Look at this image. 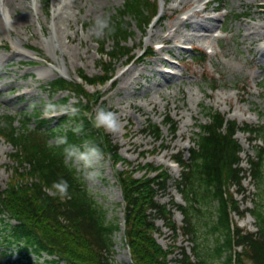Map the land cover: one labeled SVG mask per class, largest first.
Returning a JSON list of instances; mask_svg holds the SVG:
<instances>
[{
  "label": "rangeland",
  "instance_id": "obj_1",
  "mask_svg": "<svg viewBox=\"0 0 264 264\" xmlns=\"http://www.w3.org/2000/svg\"><path fill=\"white\" fill-rule=\"evenodd\" d=\"M5 2L13 13L14 25L0 29V116L17 117L15 124L19 125L24 113L44 114L43 101H54L61 113L65 106L73 107L76 98L62 106L60 100L68 93L52 94L47 85L59 76L78 81L79 70L89 77L102 75V59L95 41L106 43L107 51L113 42L97 37L90 29L97 17L106 16L110 22L118 18L125 0H36V7L34 0ZM158 2L156 13L162 17L156 24L152 22L145 28L134 15L123 18L128 36L122 44L133 57L116 58L110 65L114 72L112 81L88 88L100 93L95 108L104 105L118 115L120 128L105 132L119 148L129 169L136 171L137 166L151 164L167 172L168 181L157 192L156 200L167 205L179 227L183 217L173 202L184 204L178 190L182 166H176L172 158L180 152L184 161L189 160V150L199 131L197 126L207 121L205 109L224 114L228 120L236 121L238 128L244 124L257 128V134L238 130L235 135L242 148L245 179L231 192L240 211L254 209L256 204L264 207L261 188L246 161L255 157L258 146L264 147V0ZM204 4L205 10L198 13ZM145 14L150 15L151 11L146 9ZM162 36H168L163 49L155 48L151 57L140 56L143 50L163 43ZM197 52L205 54L201 64H195L192 58ZM33 102L40 103L34 107ZM167 116L176 126L174 131L163 124ZM56 122L53 120L51 126ZM150 123L160 126L158 138L150 131ZM12 152V146L0 137V189L11 177ZM72 162L89 194L106 210L107 219L118 224L112 235L111 264H132L124 240L123 198L112 161L103 155L90 167L78 160ZM141 174L137 171L136 176ZM202 215L194 235H174L157 218V241L164 248L185 247L193 261L195 244L201 254L212 253L215 235L206 223L209 212L204 210ZM231 216L242 230H256L250 214L241 218ZM18 258L19 253L15 252L8 263L17 264ZM179 258L176 250L170 256V264H181Z\"/></svg>",
  "mask_w": 264,
  "mask_h": 264
},
{
  "label": "trees",
  "instance_id": "obj_2",
  "mask_svg": "<svg viewBox=\"0 0 264 264\" xmlns=\"http://www.w3.org/2000/svg\"><path fill=\"white\" fill-rule=\"evenodd\" d=\"M146 9L153 13L156 4L149 0H125L118 18L110 22L114 31L106 29L102 35V38L113 41L110 51L105 52L106 43H99L104 60L111 62L128 56L129 49L122 44L128 36L123 18L134 15L140 25H146L149 21ZM148 54L151 55V50ZM194 59L201 63L205 54L196 53ZM109 65L102 62L104 75L101 77L89 78L84 74L81 77L87 83H104L112 72L107 67ZM49 90L52 93L68 91L69 95L61 100L64 104L73 95L77 96V103L73 106L78 110L76 114L65 113L57 119L55 126H51L52 119L42 114L24 113L18 127L15 126L17 117L0 116V136L15 149L10 155L15 164L12 176L6 187L0 189V246H4L0 252V264H6L12 255L8 252L11 248H16L22 257L17 264H38L29 255H40L41 252L58 255L67 264H111L112 235L118 230V224L107 219L106 210L89 194L81 174L63 152L65 145L56 143L57 137L64 135L73 144L90 139L112 161L114 177L123 198L124 239L132 264H169L168 256L176 250L180 253L177 261L182 264H264V207L256 204L249 210L255 219V232H243L231 220V213L241 212L230 188L241 185L244 173L240 166L242 148L234 137L238 128L235 121L226 120L217 111L205 110L208 120L197 126L199 132H196L193 147L189 150V160L183 161L182 153L177 155L182 166L178 190L185 202V205L173 202L183 216L182 226L177 227L168 207L156 200L157 192L165 188L168 180L166 173L147 165L140 167L144 173L136 177V171L126 167L128 163L110 135L95 128L89 120L88 113L93 112L100 96L90 93L81 83L63 78L51 81ZM77 123L83 125L79 132L72 130ZM165 124L175 130V124L168 116ZM148 125L158 138L160 127ZM243 129L250 134H257L258 130L248 125ZM247 161L252 178L261 188L263 201L264 147L258 146L255 157ZM121 163L125 165L123 169L117 166ZM157 169L156 176L150 177L149 174ZM61 177L68 181L69 195L48 194L44 188L49 189L52 182ZM212 203H215L214 208H211ZM204 210L209 212V221L206 222L209 231L215 235L212 253L201 254L195 244L193 261L185 247L164 249L157 242L154 237L158 232L157 218L163 219L175 234L194 235ZM11 219L16 224H11ZM235 246H241V252H235ZM45 264L57 263L47 261Z\"/></svg>",
  "mask_w": 264,
  "mask_h": 264
},
{
  "label": "clouds",
  "instance_id": "obj_3",
  "mask_svg": "<svg viewBox=\"0 0 264 264\" xmlns=\"http://www.w3.org/2000/svg\"><path fill=\"white\" fill-rule=\"evenodd\" d=\"M36 6V0H34L33 7ZM0 20H2L4 25L8 28H11L14 25L13 13L7 8L5 0H0ZM106 29L108 31H114V28L110 25L109 18L106 16H101L96 18L94 27L91 28L90 31H93L97 37H100L104 34ZM37 103L40 102H33V106L35 107ZM41 106L44 115L47 117H52L54 115L63 113L74 115L78 111L75 107L69 108L68 106H65L63 113H61L58 111L57 104L52 100L43 101ZM88 117L92 125L97 129L114 132L120 128V121L117 113L104 105L97 106L93 112L88 113ZM82 128L83 125L77 123L74 125L72 130L79 132L82 130ZM56 143L65 145L63 152L69 161L78 160L88 167L92 166L103 157V151L100 146L95 142H92L90 139H85L81 144H73L69 143L67 136L64 135L57 137ZM68 189V181L61 177L52 182V185L48 191L53 196L60 195L66 197L69 195Z\"/></svg>",
  "mask_w": 264,
  "mask_h": 264
},
{
  "label": "bare ground",
  "instance_id": "obj_4",
  "mask_svg": "<svg viewBox=\"0 0 264 264\" xmlns=\"http://www.w3.org/2000/svg\"><path fill=\"white\" fill-rule=\"evenodd\" d=\"M8 1V0H7ZM6 3V2H5ZM178 23V21L176 22V24ZM176 26V25H174ZM174 28V27H173ZM0 29H6V26L4 25V23L2 22V20H0ZM172 29V28H171ZM177 29H173V32H175ZM170 31V28H169ZM172 34V32H171ZM168 39V36H162V41L165 42V40Z\"/></svg>",
  "mask_w": 264,
  "mask_h": 264
}]
</instances>
